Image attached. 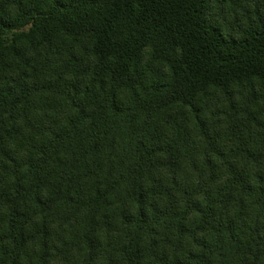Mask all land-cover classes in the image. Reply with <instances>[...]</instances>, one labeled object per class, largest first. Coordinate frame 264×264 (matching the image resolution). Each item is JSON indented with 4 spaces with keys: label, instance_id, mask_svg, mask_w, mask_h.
Listing matches in <instances>:
<instances>
[{
    "label": "trees",
    "instance_id": "1",
    "mask_svg": "<svg viewBox=\"0 0 264 264\" xmlns=\"http://www.w3.org/2000/svg\"><path fill=\"white\" fill-rule=\"evenodd\" d=\"M0 264H264V0H0Z\"/></svg>",
    "mask_w": 264,
    "mask_h": 264
}]
</instances>
